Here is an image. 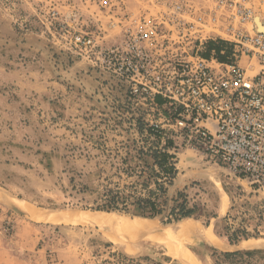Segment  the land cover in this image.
I'll use <instances>...</instances> for the list:
<instances>
[{
    "label": "rangeland",
    "instance_id": "obj_1",
    "mask_svg": "<svg viewBox=\"0 0 264 264\" xmlns=\"http://www.w3.org/2000/svg\"><path fill=\"white\" fill-rule=\"evenodd\" d=\"M162 4L0 0V264H214L221 252H252L232 264H264V194L184 147L167 149L178 173L164 184V209L180 192L189 218L94 211L95 185L119 167L144 168L129 156L150 154L145 138L155 139L138 131L141 111L120 86L73 53L71 38L92 32L112 43L117 24L155 16ZM33 210L52 221L30 219Z\"/></svg>",
    "mask_w": 264,
    "mask_h": 264
},
{
    "label": "built area",
    "instance_id": "obj_2",
    "mask_svg": "<svg viewBox=\"0 0 264 264\" xmlns=\"http://www.w3.org/2000/svg\"><path fill=\"white\" fill-rule=\"evenodd\" d=\"M160 1L155 16L117 24L112 43L74 33L73 53L120 86L163 141L264 194V0Z\"/></svg>",
    "mask_w": 264,
    "mask_h": 264
},
{
    "label": "trees",
    "instance_id": "obj_3",
    "mask_svg": "<svg viewBox=\"0 0 264 264\" xmlns=\"http://www.w3.org/2000/svg\"><path fill=\"white\" fill-rule=\"evenodd\" d=\"M213 48L214 45L208 43L207 51L203 56L208 57L209 52ZM215 50L218 54L219 61H224V56L219 55L220 47H216ZM136 127L141 133L144 131L149 137L155 139V141L151 142L149 138H145V141L151 145L148 149L150 154L140 150L135 155L129 156L130 160L138 158L140 161H143L146 168H143L141 164L135 166L128 164L124 167L115 169L112 174L104 176L102 180L95 185L97 188H100V192L95 201L94 211L106 213L114 212L143 219H154L165 215L168 221L175 222L189 218L193 214L194 209H187L186 197L180 192L172 199L174 206H172L168 212H165L164 209L168 194V188L165 187L164 184H166V186L172 185L178 173L175 163L173 162L174 156L167 152V149L173 145L172 141L167 139L164 140V147L160 148L159 145L162 139L152 131L150 126L138 122ZM148 156L153 160V165H155L157 169L152 168L150 164H148L146 160ZM125 160L127 161L126 158L124 161ZM145 175L146 179L143 182L138 181V179ZM123 176L126 178L135 177L137 180L123 182ZM151 180H153V188L149 189V181ZM160 180H162V182H159ZM252 255V252H221L216 256L214 254L212 260L214 264L226 262L232 264L233 258H249ZM246 264L249 263L246 262Z\"/></svg>",
    "mask_w": 264,
    "mask_h": 264
},
{
    "label": "bare ground",
    "instance_id": "obj_4",
    "mask_svg": "<svg viewBox=\"0 0 264 264\" xmlns=\"http://www.w3.org/2000/svg\"><path fill=\"white\" fill-rule=\"evenodd\" d=\"M256 23H257V25H258V27H259V30L260 31H262L263 30V28H262V26H261V24H260V21H259V19H256ZM28 216H29V218L30 219H32V220H34V221H47L48 219L49 220H51L52 221V217L51 218H49L48 216H44V215H42V214H40L39 212H36V211H29L28 213ZM44 214V213H43ZM75 217H71V216H64V217H62V218H58V219H60L59 221H61V222H64V223H76V222H85V220H84V218L82 219H79V218H77V219H74ZM53 220L54 221H56L55 220V218H53ZM97 223V222H96ZM139 224V223H138ZM141 227H143V226H141ZM176 228V227H175ZM177 231V230H176ZM167 233H169V232H167ZM171 234H173V233H171ZM166 235V234H165ZM177 235V234H176ZM190 235H192V234H190ZM167 236V235H166ZM171 237H173L172 235H170ZM163 237V236H162ZM169 237V236H168Z\"/></svg>",
    "mask_w": 264,
    "mask_h": 264
}]
</instances>
